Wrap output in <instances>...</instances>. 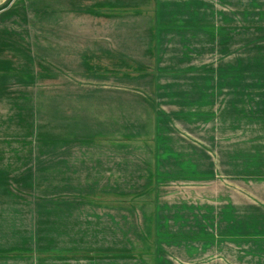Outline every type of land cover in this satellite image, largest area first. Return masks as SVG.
<instances>
[{
	"label": "rangeland",
	"instance_id": "1",
	"mask_svg": "<svg viewBox=\"0 0 264 264\" xmlns=\"http://www.w3.org/2000/svg\"><path fill=\"white\" fill-rule=\"evenodd\" d=\"M142 1V10H150V0ZM204 16L209 19L211 13ZM150 20L148 15L114 20L96 30V37L83 40L90 44L100 39L113 50L118 46L111 44L120 40L118 48H134L136 60L149 66L145 73L193 63L205 66L201 73L234 71V78L212 84L222 86L217 100L224 106L213 121H181L178 116L185 109L195 112L186 106L200 100L201 91H194L201 78L210 81L209 75L159 77L156 86L157 78L144 72L120 76L129 65L113 73L88 72L80 56L51 61L58 77L37 80L31 87L18 76L0 75V264H152L151 257L88 253L153 251L157 220L163 232H186L202 224L239 233V246L206 245L209 248L201 251L197 246H172L168 261L264 264V254L248 253L240 241L244 235L264 237V204L239 205L238 213L228 218L229 196L236 188L239 193L246 189L245 182H238L241 189L232 178L246 172L238 167L244 168L242 161H231L234 148L227 138L232 133L264 134V31L233 30L237 34L232 41L225 33L216 36L218 30H207L208 36L162 31L157 64L146 52L149 45L136 39L139 34L141 40L146 38ZM129 38L136 39L134 45L128 44ZM190 47L199 61L176 59L187 57ZM165 115L170 121L161 123ZM159 122L163 131L156 138ZM156 168L203 177L212 171L214 176L201 183L178 182L158 193ZM253 191L264 195V188ZM229 220L237 223L224 227Z\"/></svg>",
	"mask_w": 264,
	"mask_h": 264
},
{
	"label": "crops",
	"instance_id": "2",
	"mask_svg": "<svg viewBox=\"0 0 264 264\" xmlns=\"http://www.w3.org/2000/svg\"><path fill=\"white\" fill-rule=\"evenodd\" d=\"M8 1L0 0V8ZM149 2L151 4L150 10L144 11L142 10V0H12L7 7L0 10V75H5L2 77L18 76L20 81L26 84V87H31L29 84H34L37 80H45L46 77H53V79L58 77L57 73L52 72L51 68L54 67L50 64L51 61L77 60L80 56L82 65L88 72L105 70L113 73L112 70L119 71L122 67L126 66L125 68H127L129 65L127 72H120V76H136L137 74V76H142L144 70L148 71L149 66L143 65L142 62L137 61L138 59L136 60L134 48L121 50L118 48L122 45L120 40L117 44H111V46H118L116 50H113L112 47H106L110 45L108 43L103 44L100 39H92L90 44L83 40L96 37L95 34L100 33L99 31L95 33L96 30L109 27L111 21L126 17H138L140 19L148 15L151 19L152 25L146 38L141 40L139 34V38L136 39L138 42L149 45L146 52L149 54V58H154L157 64L160 63L161 59L160 37L162 31L208 36L210 34L209 32L206 34L207 30L210 32L214 30L212 31L214 33H216L215 30H218L216 36H222L225 33L231 41L233 36L237 34V32H232L233 30L264 31V0H150ZM223 5L229 8H222ZM206 12L211 13L209 19L204 16ZM223 13L230 15L222 16ZM247 35L245 34V36ZM136 39L131 40L129 38L127 42L130 41L128 44L134 45L135 42L132 41ZM218 43L220 46L223 44L222 41H217ZM231 44L234 43L231 42ZM79 45L82 46V50H79ZM190 49L191 53L188 52L187 57L181 56L176 59L189 58L199 61V55L196 54L198 52L192 51L191 47ZM245 56V59H250L247 54ZM229 59L236 60L237 56H229ZM122 62H125V65ZM204 69L205 66L193 63L184 67L160 68L153 70V72L149 70L150 72H144V75L146 74L147 77L155 76L157 78L156 86L159 84V77L183 78L209 75V82L201 78V86L197 87V90H193L194 93L201 91L200 100L195 103L189 102L186 106V108L191 106L195 112L190 113V110L186 112L185 109V114L178 116L179 120L183 121L182 119H184L187 123L193 120L207 123L216 119L217 109L220 110L224 106L223 100L219 102L217 100V94L221 93L218 90L222 89V86L219 85L216 89L212 87V84L217 79H231L235 75L234 71L229 73H201ZM16 81L19 82L18 79ZM8 91L11 92V90ZM182 99L185 100L184 97ZM167 120L170 121V118L165 115V118L161 119V123ZM161 123L155 125L156 138L163 131L160 129ZM227 138H230L228 141H230L231 150L232 147L234 148V152L232 154L230 152V158H234L231 161L235 163L242 161L244 168L238 167L246 172V175H239L236 172L232 178L235 185L241 189L244 187L238 186V182H245L246 189L245 192L239 193L236 188L235 194L229 196L230 211L228 218H230L235 216L236 212L238 213L239 205L264 204V195H254L255 192L253 191L254 188H264V134L258 136L253 131L250 134L244 133V135L232 133ZM154 147L155 159H157L159 150L156 141ZM205 174L207 175L204 177L201 173L173 174L156 168L155 188L160 193L178 182L201 183V180H210L208 176H214L212 171ZM214 198L216 202V197ZM207 203L210 201L207 200ZM218 204L220 203L218 202ZM232 211L235 212L233 215ZM156 217L158 218V216ZM232 222L237 223L234 220H229V224H225L224 227H232ZM221 227L218 230V226L215 225L212 230L201 224V227L198 226L196 229L186 232H163L159 230L157 220L153 251L95 252L88 253V255L104 258L119 256L151 257L152 264H189L166 260L165 257L169 255V248L182 244L197 246L196 249L201 251L203 247L209 248L206 245L218 247V249L226 244L239 246L237 229L235 231L225 229V232H222ZM243 238L244 240L240 241L246 245L248 253L260 252L261 255L264 254V237L254 239L252 235H244ZM214 263L216 264V261ZM217 264H222V260L217 261Z\"/></svg>",
	"mask_w": 264,
	"mask_h": 264
},
{
	"label": "trees",
	"instance_id": "3",
	"mask_svg": "<svg viewBox=\"0 0 264 264\" xmlns=\"http://www.w3.org/2000/svg\"><path fill=\"white\" fill-rule=\"evenodd\" d=\"M12 2V0H9L3 7H7L10 3ZM2 7V8H3ZM2 8H0V10L2 9Z\"/></svg>",
	"mask_w": 264,
	"mask_h": 264
}]
</instances>
